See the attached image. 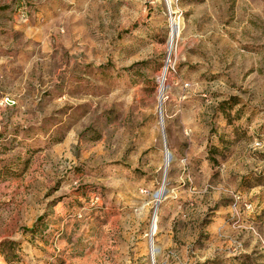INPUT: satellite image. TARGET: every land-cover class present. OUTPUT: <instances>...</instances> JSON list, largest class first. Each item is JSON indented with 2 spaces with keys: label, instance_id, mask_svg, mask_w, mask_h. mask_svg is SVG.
Listing matches in <instances>:
<instances>
[{
  "label": "rangeland",
  "instance_id": "rangeland-1",
  "mask_svg": "<svg viewBox=\"0 0 264 264\" xmlns=\"http://www.w3.org/2000/svg\"><path fill=\"white\" fill-rule=\"evenodd\" d=\"M6 241L0 264H264V0H0Z\"/></svg>",
  "mask_w": 264,
  "mask_h": 264
},
{
  "label": "trees",
  "instance_id": "trees-1",
  "mask_svg": "<svg viewBox=\"0 0 264 264\" xmlns=\"http://www.w3.org/2000/svg\"><path fill=\"white\" fill-rule=\"evenodd\" d=\"M16 244L13 242H2L0 244V250H1V254L4 257V259L8 262L12 261L13 258V254L9 253L10 251L13 250V247H15Z\"/></svg>",
  "mask_w": 264,
  "mask_h": 264
},
{
  "label": "bare ground",
  "instance_id": "bare-ground-1",
  "mask_svg": "<svg viewBox=\"0 0 264 264\" xmlns=\"http://www.w3.org/2000/svg\"><path fill=\"white\" fill-rule=\"evenodd\" d=\"M177 26H178V25L172 23V35H173V37L175 36L176 30H177ZM171 38H172V37H171ZM162 75H163L162 81L164 82V81H165V78H166L165 71L162 72ZM162 85H163V84H162ZM162 91H163V90L160 88V90H159V96H161ZM167 153L169 154V151H167ZM167 153H166V155H165V160H166L165 163L167 162ZM160 196H161V192L159 191L158 194H157V196H156V197L154 196V198H157V199H158V198H160ZM153 225H154V222H153ZM153 225H152V226H153ZM154 226H155V225H154ZM154 226H153V228H155ZM153 230H154V229H153ZM156 252H157V249L154 247L153 255H155Z\"/></svg>",
  "mask_w": 264,
  "mask_h": 264
},
{
  "label": "water",
  "instance_id": "water-1",
  "mask_svg": "<svg viewBox=\"0 0 264 264\" xmlns=\"http://www.w3.org/2000/svg\"><path fill=\"white\" fill-rule=\"evenodd\" d=\"M158 193H155L154 196H157Z\"/></svg>",
  "mask_w": 264,
  "mask_h": 264
}]
</instances>
